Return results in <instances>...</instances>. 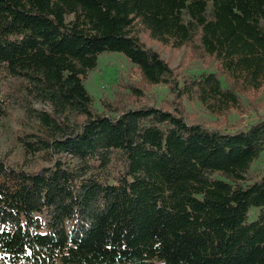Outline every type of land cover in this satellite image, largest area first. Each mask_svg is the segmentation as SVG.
Returning a JSON list of instances; mask_svg holds the SVG:
<instances>
[{"label":"trees","instance_id":"16d2710c","mask_svg":"<svg viewBox=\"0 0 264 264\" xmlns=\"http://www.w3.org/2000/svg\"><path fill=\"white\" fill-rule=\"evenodd\" d=\"M138 25L217 71L178 83ZM112 52L145 86L240 111L264 89V0H0V117L20 111L21 156L0 157V264H264V117L210 129L125 98L100 113L84 80Z\"/></svg>","mask_w":264,"mask_h":264},{"label":"rangeland","instance_id":"374dc122","mask_svg":"<svg viewBox=\"0 0 264 264\" xmlns=\"http://www.w3.org/2000/svg\"><path fill=\"white\" fill-rule=\"evenodd\" d=\"M142 42L149 48L156 50L173 69L175 80L182 83L187 77L199 72L217 71V64L211 58L200 57L192 49H174L171 46H162L150 39L141 26H136ZM87 92L94 99V108L100 113H107L109 105L125 98L134 102L133 105L161 106L166 110L178 108L191 122L199 123L210 129H238L252 124L264 117V89L257 93L242 96V109L232 111L225 116H212L201 108L194 100L177 98L169 95V86H145L139 72L130 64L121 53H103L98 57L97 67L84 80ZM0 86L3 82L0 79ZM143 87L144 95L135 98L131 94L134 87ZM168 102L162 103L166 100ZM122 106L121 104H119ZM17 108L11 109L10 114L0 117V157L12 161H20L19 149L15 146V133H18ZM255 171L264 169V157L255 164ZM258 208L250 211L249 220L257 217Z\"/></svg>","mask_w":264,"mask_h":264}]
</instances>
